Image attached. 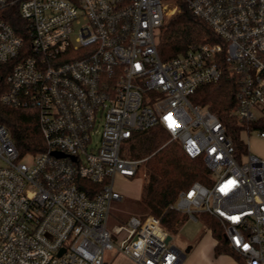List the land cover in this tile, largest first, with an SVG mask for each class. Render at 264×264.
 <instances>
[{"label":"built area","instance_id":"1","mask_svg":"<svg viewBox=\"0 0 264 264\" xmlns=\"http://www.w3.org/2000/svg\"><path fill=\"white\" fill-rule=\"evenodd\" d=\"M180 3L217 40L163 59L161 29ZM224 65L243 130L264 137V0H0V103L34 110L44 140L22 154L0 123V264H105L114 247L135 264H179L160 217L132 215L115 227L119 245L107 226L122 198L116 178L143 161L125 144L156 125L210 173L170 207L215 216L246 264H264V159L247 151L239 161L222 119L191 98Z\"/></svg>","mask_w":264,"mask_h":264},{"label":"trees","instance_id":"2","mask_svg":"<svg viewBox=\"0 0 264 264\" xmlns=\"http://www.w3.org/2000/svg\"><path fill=\"white\" fill-rule=\"evenodd\" d=\"M180 7L181 10L162 26L158 49L163 59L178 55L192 43L217 40L213 29L203 19L193 14L184 3H180ZM7 19L16 31L24 35L21 27L23 23L17 14L11 11ZM237 92L236 77L224 65L223 75L218 81L200 86L191 97L194 103L209 108L222 119L235 145L236 154L248 151L247 144L240 137V132L247 124L235 114ZM0 123L7 127L22 154L43 149L44 140L34 110L10 108L0 103ZM258 127L263 128L261 125ZM165 135L168 133L161 125L138 131L126 142L124 155L130 158L150 155L159 148ZM174 142V145L149 157V174L143 185V208L140 210L142 217L148 214L160 217L163 226L172 235L179 231L186 214L172 209L170 205L175 203L181 191L187 190L195 181L207 183L210 180L204 160L201 157H190L180 143ZM200 214L212 228L214 238L229 247L221 221L210 214Z\"/></svg>","mask_w":264,"mask_h":264},{"label":"rangeland","instance_id":"3","mask_svg":"<svg viewBox=\"0 0 264 264\" xmlns=\"http://www.w3.org/2000/svg\"><path fill=\"white\" fill-rule=\"evenodd\" d=\"M176 13H178V11L170 14L166 18L163 26H165L169 19ZM240 137L241 140L247 144L250 153L264 159V137L260 136L258 129H254L250 133L242 130L240 132ZM92 139L93 143H95L98 139V135L93 134ZM161 142L162 144L155 152L175 144L174 141L170 140L168 135H165ZM155 152L142 158H134L143 160L135 177H117L115 180V185L122 193V198L112 202L107 226L113 235L112 239L116 245L121 244V240L125 237V232L123 231L117 234L115 233V227L121 224L126 225L128 218L132 215L138 217L143 216L140 210L143 208V185L149 174L147 163L150 160L149 157H152ZM244 153L246 152H237V159L239 161L240 156ZM245 159L246 156L243 157V160ZM2 165H4V161L0 158V166ZM213 236L212 228L205 222L200 213L198 214L197 221L185 215L182 226L179 231L173 235L172 243L186 252L192 264H232L233 260H243L231 248L218 242ZM187 249L189 250L187 251ZM104 258L105 264H135L133 260L127 259L117 247L105 250Z\"/></svg>","mask_w":264,"mask_h":264},{"label":"crops","instance_id":"4","mask_svg":"<svg viewBox=\"0 0 264 264\" xmlns=\"http://www.w3.org/2000/svg\"><path fill=\"white\" fill-rule=\"evenodd\" d=\"M171 236H172V239H173V235L172 234H170ZM214 237V236H213ZM171 239V240H172ZM177 247V246H176ZM178 248V247H177ZM180 251H181V253H183L184 251L182 250V249H180V248H178ZM187 250H189V249H187ZM123 254V253H122ZM127 259H130L127 255H125V254H123ZM179 264H192L191 263V260L188 258V256L185 254L184 256H183V258H182V260L180 261V263ZM232 264H246V262L245 261H243V260H240L239 259V261L238 260H233L232 261Z\"/></svg>","mask_w":264,"mask_h":264},{"label":"water","instance_id":"5","mask_svg":"<svg viewBox=\"0 0 264 264\" xmlns=\"http://www.w3.org/2000/svg\"><path fill=\"white\" fill-rule=\"evenodd\" d=\"M59 155H62V154H59ZM172 239V236L171 235H169L168 236V238H167V241H169V240H171ZM188 251V250H187ZM186 254V252H183V255H185Z\"/></svg>","mask_w":264,"mask_h":264}]
</instances>
